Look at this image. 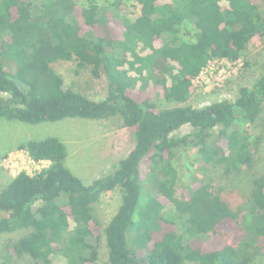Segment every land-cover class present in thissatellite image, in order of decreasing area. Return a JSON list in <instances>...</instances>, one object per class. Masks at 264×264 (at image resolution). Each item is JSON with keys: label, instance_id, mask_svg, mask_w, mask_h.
<instances>
[{"label": "trees", "instance_id": "trees-1", "mask_svg": "<svg viewBox=\"0 0 264 264\" xmlns=\"http://www.w3.org/2000/svg\"><path fill=\"white\" fill-rule=\"evenodd\" d=\"M80 1L0 0V117L36 124L119 116L133 145L85 184L66 166L57 137L21 142L31 159L49 164L18 172L0 190V234L24 229L7 242L6 254L37 264H94L101 234L93 205L118 188L121 201L103 229L108 264H257L264 252V177L252 179V208L234 210L208 178L178 185L172 159L174 149L193 146L203 171L252 165L259 139L248 140L247 127L264 113V61L234 101L181 104L210 59L237 60L255 35L264 51V0H137L135 18L120 22V39L114 14ZM184 21L195 28L194 39L177 41ZM65 62L75 76L87 71L103 79L105 96L94 100L73 81L66 84L57 70ZM146 75L164 100L180 104L159 108L142 95ZM186 124L190 133L172 135ZM165 200L185 217L188 241L163 214ZM218 234L213 243L202 240Z\"/></svg>", "mask_w": 264, "mask_h": 264}, {"label": "rangeland", "instance_id": "rangeland-1", "mask_svg": "<svg viewBox=\"0 0 264 264\" xmlns=\"http://www.w3.org/2000/svg\"><path fill=\"white\" fill-rule=\"evenodd\" d=\"M90 1L95 2L102 10L109 12L111 16L113 14L116 16L114 18L119 22V28L115 30L117 39H120L123 34L120 22L133 20L139 10L137 0H81L79 3L85 5ZM194 33L193 25L184 21L180 26L176 40H193ZM116 46L119 48L120 41H117ZM263 61L264 51L261 39L255 35L237 60L210 59L193 80V92L181 105L187 104L201 108L221 100L234 101L238 97L240 87H250L260 76ZM57 70L64 77L66 84L73 81L74 86L89 98L100 100L105 96L103 79L93 78L87 71L75 76L71 64L66 62L59 64ZM143 82L144 86L141 85L138 89L142 95L150 97L157 107L164 108L180 104L164 100L147 75ZM247 128L249 130L248 140L259 139L252 165L249 168L233 169L226 172L221 164H216L203 171L199 169L200 156L196 147H178L173 150L174 157L172 159V165L177 175V184L187 187L196 182L197 177L208 178L214 187L221 189L222 197L234 210L244 208L250 210L252 205L249 200V190L252 179L257 175L264 177V113ZM217 129L215 128L213 131L216 132ZM191 131L192 127L186 124L172 135L180 137ZM48 136L57 137L65 144L67 149L65 164L85 184L90 183L94 178L104 176L111 170L113 164L128 153L133 145L127 137V131L119 116L102 119L68 117L54 122L45 121L36 124L0 117V190L18 172L24 170L29 174H34L49 164L48 161L31 162L27 151L19 148L20 143L25 140H37ZM144 181L147 183H144L147 187L146 191L151 194L155 189V181L149 174L146 175ZM120 201L121 193L116 188L104 192L93 205V213L99 222L101 234L94 264H108L103 229L117 210ZM162 211L167 218L175 220L184 241H188L189 237L185 233V217L177 218L174 207L166 200ZM3 215L4 212L0 210V218ZM227 229L229 228L226 227L225 230L227 231ZM23 230L17 229L13 232L0 234V264H37L29 257L14 259L6 254L7 242L15 241L24 234ZM219 239V234L202 237L206 244ZM256 262L264 264V252L258 255Z\"/></svg>", "mask_w": 264, "mask_h": 264}, {"label": "built area", "instance_id": "built-area-1", "mask_svg": "<svg viewBox=\"0 0 264 264\" xmlns=\"http://www.w3.org/2000/svg\"><path fill=\"white\" fill-rule=\"evenodd\" d=\"M227 60V59H226ZM28 154V153H27ZM28 157L30 158V156L28 155ZM31 162H33V163H37V162H40V161H34L33 159H29ZM41 161H45V160H41Z\"/></svg>", "mask_w": 264, "mask_h": 264}]
</instances>
